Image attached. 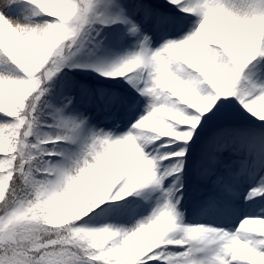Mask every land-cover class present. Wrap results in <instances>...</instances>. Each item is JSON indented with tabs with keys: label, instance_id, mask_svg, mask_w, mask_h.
<instances>
[{
	"label": "snow or ice",
	"instance_id": "6c2138e0",
	"mask_svg": "<svg viewBox=\"0 0 264 264\" xmlns=\"http://www.w3.org/2000/svg\"><path fill=\"white\" fill-rule=\"evenodd\" d=\"M0 264H264V0H0Z\"/></svg>",
	"mask_w": 264,
	"mask_h": 264
}]
</instances>
